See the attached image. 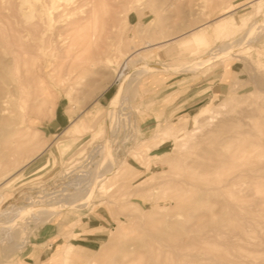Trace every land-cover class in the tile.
<instances>
[{"label":"rangeland","instance_id":"1","mask_svg":"<svg viewBox=\"0 0 264 264\" xmlns=\"http://www.w3.org/2000/svg\"><path fill=\"white\" fill-rule=\"evenodd\" d=\"M5 1L0 137L6 129L12 137L0 140V235L6 231L0 264H152V256L172 264H210L224 240L212 223L219 203L232 201L233 192L239 200H259L247 192L248 177H239L244 160L255 153L240 145L249 135L228 131L221 142L235 135L239 141L217 146L210 132L241 121L264 140V28L245 39L262 20L264 0ZM92 11L97 23L89 29L85 20ZM197 29L194 38L189 33ZM225 44L235 52L217 53ZM136 50L142 52L127 72L135 82L113 109L118 121L112 132L109 113L125 79L120 66ZM144 66L161 68L133 72ZM43 84L51 97L41 91ZM80 119L86 125H74ZM210 147L230 159L214 173L197 167L208 162L203 149ZM100 152L111 153L113 163L100 165ZM111 165L117 173L104 189L93 190L85 207L68 203L88 192L77 187L87 182L85 172L94 181ZM233 178L234 185L216 190ZM59 193L61 212L45 222L7 221L11 210ZM170 221L179 222L170 236L182 234L185 247L151 231ZM261 229H249L248 240L238 245L244 246L227 253L234 264H264ZM133 239L151 249L136 247Z\"/></svg>","mask_w":264,"mask_h":264},{"label":"bare ground","instance_id":"2","mask_svg":"<svg viewBox=\"0 0 264 264\" xmlns=\"http://www.w3.org/2000/svg\"><path fill=\"white\" fill-rule=\"evenodd\" d=\"M4 2H8V1H5L4 0ZM137 2H140V0H137ZM17 8H18V6H17ZM93 8L95 9V7H93ZM74 9H75V7H74ZM15 11H14V13H15ZM52 13L54 14L55 12H52ZM262 14H263V16H262L261 22H258L257 24H253V26L249 29V31H248L245 39L246 38H250L251 36H254V35L258 34L264 28V11H263ZM88 15L89 16H87V18H86L85 21L87 23L88 28L89 29H92L91 23L93 21H95V19H96L95 12L92 11L91 14L89 12ZM75 23L77 25V22H75ZM95 23H97V22L95 21ZM200 30L201 29H197L196 31H192L189 34H192V36L194 38H196L197 36H199ZM140 31H141V29H140ZM139 33H141V32H139ZM157 33H159V32L154 31L153 32V35L154 34H157ZM88 34L90 35L89 32H88ZM183 34L181 36H179V38H177L175 40L172 39L173 41H171L169 43L171 44V43L176 42L178 39H180V38L183 37ZM75 38H77V37H75ZM83 39H85V38H83ZM162 45H165V44L163 43ZM152 46L153 45L151 44V45L146 46L145 48H146V50H150L151 48H153ZM158 47L159 46H157V48ZM89 50H90V48H89ZM232 50H230V44H225V45L221 46L220 48H218L216 50V52L219 53V54H221V55H224V54L225 55H228V54L231 55V54H233V52H235L234 50L233 51ZM85 52H86V49H85ZM141 52L142 51H140V50L134 51L133 53H131L128 56L127 59H125L122 62L121 66H120V75L125 76V79L119 85V90L117 91L116 96L113 99L114 100L113 101V106H112L111 111L109 113V115H110L109 116L110 117V124H111V131L112 132H115L117 130L116 125H117V121H118V119L116 118L118 116L116 115V113H113L114 112L113 109L116 108V105L118 104V101H119L121 95L124 93V91L125 90L127 91L132 86V84L135 82V79H132L131 78V75L129 73H127V72L130 70V67L133 65V62H134L133 59L135 58V56L141 54ZM80 53H81V51H80ZM25 55H27V54H25ZM23 57H25V56H23ZM211 60L212 59L208 57L205 60H203L202 63H199L197 67L202 66L203 64H205V63H207V62H209ZM194 67H195V65H194ZM154 68H161V67H146V66H144L140 70L133 71V72L134 73H137L138 76H141L142 73L145 74V72H149L151 69H154ZM131 74H132V72H131ZM38 79H40L41 82L43 83L42 76H39L38 75ZM255 84H257L256 86H260L262 83L261 82H255ZM40 88H41V91L45 94V96H47L48 98L51 97V92H50V89L48 87H44V84H43V86L40 87ZM42 100H43V98H42ZM43 101H45V99ZM124 117L126 118V116H124ZM119 125H120V123H119ZM129 125H131V124H129ZM217 127H216L215 130H213V132H210V134L213 133V135H211L212 138L210 140H213L212 141L213 143L216 141L215 144H217V146L220 145V144H223L224 142H237V141H239V139H238V137H236V135L233 136V137H230V138L223 139V142L220 141L221 138H222V136L226 132H228V131H234L236 134H239V133L240 134H242V133L248 134L249 136H247V137H250V139L249 140H240L241 141L240 145L241 146H244L246 148H253L254 151H255V153H254L253 150H252L249 153V155L250 154L251 155L250 156L248 155L249 157L247 156L248 158L246 160H244V162L241 165V167H243L242 168L243 169V172H245V171L246 172L245 173L242 172L239 175V177H241V178L242 177H248V179H249V181L251 183L250 184L251 186H249L247 188V192H248V194L250 192H252L254 194V197L255 196L256 197L258 196V199L259 200L257 202H253V203L251 201L244 200V199L243 200H239V199H237L238 197H235L236 194L233 192V194L231 195L232 196V201L223 202V203L220 202L219 203L218 209H217L216 215H215V217L217 216V218L215 220H213V222H212L213 225H214V227L216 228L217 232H219V235L221 234L220 236H222V238L224 240L222 242V245H221V242H218L219 244L216 245L217 248H215V250H214L215 251V258L212 261L209 260L210 261L209 263L210 264H234L233 263V259L231 258V256L233 255L232 253H233V251L237 252L240 249V247L243 245V244H241V246H238L239 245V242H245L246 241L245 240V237H246V235L249 232L248 230L249 229H252V228H254V229L257 228L258 229L259 226L262 229H264V182H263V180H264V161L262 160V158L264 157V140L263 139L261 140L260 138L258 139V137L256 136V134H254L251 131L250 128H247L241 121H236V122H231V123L230 122H225V123H222L218 128ZM7 130L8 129H6L5 130L6 133H2L3 136L0 137V140L2 138V140L4 141V142L2 141V143H8V142H5L7 140L6 138H8L7 136H10V138L12 137L10 135V134H12V131L11 130H8L7 131ZM3 131L4 130L2 129V132ZM109 132H110V130H109ZM111 134H113V133H111ZM210 140L208 142H211ZM213 149L211 147L210 148L203 149V151L205 152L204 157L208 160V162L205 163V164L197 165V167H199V168H201L203 170H208V171L211 170V172L213 171V173H214L216 170H218L221 167H223L224 164H226L230 160L227 155L219 152L217 149H215V147H213ZM257 149H263V150L262 151H259L260 152L259 153V152H256ZM99 154H100L99 155L100 158L103 157L102 158V162L100 161V165H102L103 163H105V161H107V162H109L111 164L113 163L114 158L111 155V153H110V155H106V154H101V152H100ZM242 156H244V155H242ZM92 157L95 158L96 155L94 154ZM91 160H92V158H91ZM93 161L91 162L92 164L95 163V161L94 162ZM97 166L98 165H96V167ZM92 169H93V167H92ZM115 173H117V167L111 165L104 172V174H102L100 176L99 179H96V180L93 181V178H92L91 179V183L88 186L84 187V189H89L90 191L88 190V192L84 193V195H81V196L80 195H75L72 199L69 200L68 203H70L71 206L85 207V205L90 201L89 198H90V195L93 193V190L94 189L95 190H102V189H104L103 186L105 184V181L108 180L109 177H113L115 175ZM80 175H82V174H80ZM94 177H95V175H94ZM234 181H235V179L232 180V181H229L227 184H225L223 186L217 187L216 190L217 191H220V190H223L224 188H226L228 186H232V185L235 184ZM77 187L79 188L80 186H77ZM65 189H66L65 192L68 193V194L72 193V191H73V189L71 187H66ZM74 191L75 192H82L79 189L74 190ZM65 192H62V193H65ZM60 194L61 193H59L58 195H53V196L49 197L50 198L49 200H45L44 199L43 202L41 200L38 203L36 201H32L30 203V205H29V202L30 201H28V205H27L26 208L18 207V208L14 209V210H11V212H9L8 215H7V221H9V224H11V226L16 225L19 221L24 220V219H25V221H28V222H30L31 219H32L31 221H33L35 219L36 221L39 220L40 222L41 221L42 222H45L47 218L53 217V216H55V215H57V214H59L61 212V209L60 208H57L58 205H56V203L59 202V199L58 198H59ZM48 195H50V194H48ZM46 199H48V198H46ZM212 223H210V224H212ZM175 226H179V222H176V221L175 222H171L170 221L169 224L166 227H163L161 225V223H160L158 226L153 227L151 229V231L159 239L168 241L169 244L170 245H173L174 247H180V246L185 247L184 242L181 241V239H180V236L182 234H179L178 233L175 237H172V236H170V234L168 232V230L171 227H175ZM262 229H261L260 234L262 235L261 237H264V231ZM5 233H6V231H3V233L0 235V240L3 239ZM214 233H215V231H214ZM217 239H219V238H217ZM247 240H248V238H247ZM132 241L136 242L135 243L136 247L143 248V249H146V250H150L151 249V246L147 242H137L136 239H133ZM219 241H222V240H219ZM224 242H226V243H224ZM257 243H259V242H257ZM213 244L210 245V244L207 243L206 245H209L211 247V246H213ZM200 245H202V244L200 243ZM252 246H254V243H253ZM201 248H202V246H201ZM205 248L207 250V247H205ZM205 248H203L204 249V252L206 251ZM251 248H253V247H251ZM203 249H201V250H203ZM206 252L208 253V250ZM227 253H230L231 256L228 255ZM205 256H207V254ZM208 256H207V258H208ZM150 261H151L152 264H172L171 261H168L166 259H163L160 256H155V257L152 256L150 258ZM128 262H130V261L125 260L123 263L126 264ZM202 264H204V263H202ZM237 264H242V263H237Z\"/></svg>","mask_w":264,"mask_h":264},{"label":"built area","instance_id":"3","mask_svg":"<svg viewBox=\"0 0 264 264\" xmlns=\"http://www.w3.org/2000/svg\"><path fill=\"white\" fill-rule=\"evenodd\" d=\"M84 177H86L85 180H86L87 182L84 183L83 185H81V184L79 183V184H78L79 186L86 187V186H88V185L91 183V179H92V178H90V172H85ZM83 190H84V189H83ZM49 199H50V198L45 199V200H49ZM43 201H44V200H43ZM43 201H42V202H43ZM31 202H32V201H31ZM31 202H30V203H31ZM30 203H29V204H30Z\"/></svg>","mask_w":264,"mask_h":264},{"label":"crops","instance_id":"4","mask_svg":"<svg viewBox=\"0 0 264 264\" xmlns=\"http://www.w3.org/2000/svg\"><path fill=\"white\" fill-rule=\"evenodd\" d=\"M87 118H89V117H87ZM82 123H85V125H86V120L80 119L79 120V123L76 122V123H74V125H76V126H82ZM25 244L19 250L23 249L25 247Z\"/></svg>","mask_w":264,"mask_h":264}]
</instances>
